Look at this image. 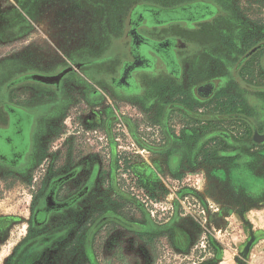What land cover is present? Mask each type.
I'll return each mask as SVG.
<instances>
[{"label":"rangeland","instance_id":"1","mask_svg":"<svg viewBox=\"0 0 264 264\" xmlns=\"http://www.w3.org/2000/svg\"><path fill=\"white\" fill-rule=\"evenodd\" d=\"M188 1L195 0H0V107L5 99L28 108L55 100L56 93L29 82L5 90L10 81L22 75H48L71 66L89 84L85 88L75 81L67 85L66 104H63L67 123L61 122L63 148L58 149V152L65 150L69 161L78 155L77 143L82 142L87 147L83 152L80 150V158L94 159L100 166L93 205L87 209V215L79 218L87 232L101 218L109 219L98 227L93 244L80 248L88 263L238 264L235 258L241 260L240 251L244 247V238L239 236L243 224L239 217L243 212L242 202L264 201V145L255 147L248 138L249 147L244 154L242 148L228 145L216 135V141L221 142L209 151V161L204 160L203 152L198 156L200 159L184 163L183 171L175 170L159 154L163 152L164 142L151 141L143 131L160 115L145 114V103L138 98L132 101L129 111L130 117L137 120L139 144L129 143L134 142L142 154L117 148L115 155L111 149L115 138L108 136L107 129V123L114 121V110L110 113L107 110L113 108L110 101H114L115 95L110 87L95 83L76 66L107 58L115 63L119 61L122 47L116 42L124 40V26L120 22L131 5L151 3L168 8ZM207 1L217 6L219 13L211 23L200 27V31L180 33L177 27L167 30L190 47L194 43V55L201 59L199 65L187 61L188 88L181 90L183 93L189 92L190 85L234 75L242 58L264 42V0ZM257 56L262 58V65L258 66L256 86L264 90V48L251 57ZM108 62L97 70L102 67V71L110 73L112 64ZM234 78L230 83L238 88V76ZM238 89L240 94L245 92ZM91 91H96V97H89ZM119 103L124 108L128 106ZM255 112L264 116L262 107ZM99 115L103 117L101 129H89L94 127L95 117ZM197 129L199 140L204 130L201 126ZM220 130L225 131L215 128V132ZM175 131L170 129V134L174 135ZM98 137H103V143ZM232 137L236 143L242 138L238 131ZM51 146L44 145L45 151ZM239 151H243L245 158L240 157ZM54 156L47 160V155H40L36 165L21 174L10 173L0 166V264H7L22 241L33 235L30 226L35 199L51 178L48 166L55 160ZM241 158L245 161L239 162ZM74 185L67 186V193ZM255 188L262 189L257 197L251 194ZM185 197H189L191 206ZM151 202L164 209L172 204L173 208L165 211L158 208L153 214V208L148 206Z\"/></svg>","mask_w":264,"mask_h":264},{"label":"flooded vegetation","instance_id":"2","mask_svg":"<svg viewBox=\"0 0 264 264\" xmlns=\"http://www.w3.org/2000/svg\"><path fill=\"white\" fill-rule=\"evenodd\" d=\"M191 3H203L212 6L216 11V16L212 20L218 17L217 15L219 13V10L217 9V6H215L213 3H210V1L199 0L193 1ZM187 4H182L175 7ZM137 5H133L128 10L125 16V20L123 23L124 34L127 16L129 15L132 8ZM142 5H152L163 9L175 8H165L151 3H144ZM212 20L198 23L194 28H186L183 24H175L163 30H144L142 33L156 39L176 38L184 41L177 34L175 35L173 33H168V31H172L173 27L179 28L178 31L180 33L188 31H200V27L211 23ZM154 31L158 32L155 36ZM184 42L187 44L186 48L178 50V56L181 64L185 60H190L193 63L196 62V64L199 65L201 59H199L198 55H194V43H191L193 46L190 47L186 41ZM117 44L122 47V53H120V59L118 62L116 61L115 63L112 58H107L101 60H92L90 62H80L77 63L76 66L79 69L84 70L86 76H88L95 83H101L110 87L113 95L127 97L129 99H133V101L134 99L138 98L140 101H143L145 103V107L150 104H154V106H158L157 109H161V107L164 106L163 103H165L166 100L163 97L162 91L156 92L154 88L152 89V86L154 87L155 83L151 81L156 80V84L162 82L164 83V85H160L161 87H163L167 84L166 82H168V80H165V78L168 79L170 77L174 84L176 83V80L177 82H179V79L159 72H157L156 76L150 74H137L132 80L128 77L123 78V70L125 64L127 63V61L131 60L130 43L129 41H119L116 42V45ZM116 47L118 49V46ZM108 60L111 61L108 62ZM105 62H108V65L112 64V70L108 74L102 71V67L97 70V67L101 65L104 66V64H106ZM66 70L69 71L62 77L58 85H46L41 82L28 79L29 77L36 75L57 76ZM99 70L100 72L98 73ZM157 80H159V82H157ZM74 81L75 83H79L81 85V88L88 87L89 85L86 79H82L80 78V76L75 74L71 66H67L59 69L56 73L48 75L26 74L19 76L13 81H10L5 87V90H9L10 88L22 84L23 82H29L39 88H42L43 90L56 93L55 100H53L51 103L37 105L36 107H24L11 102L10 99H5L3 101V105L0 107V131L6 129L10 121L8 106L20 109L33 118L29 145L30 151H28L26 161L20 163L19 165L10 164L9 166L8 164H4L0 160V166L6 167V169L10 173L21 174L25 173L28 169L33 167L34 164L36 165V162L38 161V157L40 155H47L46 159H50V157L52 158L55 154V160L50 161L48 166L49 176L51 178L49 179L47 185L42 189L40 196L35 199L33 218L30 226L31 233L33 234L32 236H35L38 241H41L40 243H47V240H49L50 237L52 239L50 240V243H47L49 244L48 247H45L42 250L37 249L32 251V260L27 264H63L64 262H66L65 264H68V261L64 259V257L70 255V248H68V244H66V242L70 240L76 242L79 249L83 246H85V248H88L87 236L90 235L93 239V237L97 233L98 227L102 225L104 220L109 219V217L101 218L99 221L94 223L91 228H89L88 232L87 229L83 230L85 226L82 228L81 220L79 217H81L82 215L83 217L87 215V209L91 208V205H93L91 200L95 198H93V196L95 195L94 186L98 177L100 176V166L94 163L96 162L94 159H89L86 157L81 159L79 155L72 157V159L68 161L64 149H61L58 152L59 148H63V145L60 143V136L62 134L60 132L61 130L59 129L62 123H67L64 121L63 104H66V102H64V96L66 95L67 85L69 84V82ZM209 84L214 85V89L212 92L208 89ZM104 85L101 86L105 87ZM225 86H227L226 76H221L220 79L214 78L210 79L209 81L207 80L195 85L193 84L190 85L189 92H184V95L186 97L185 99L189 102L190 99H192L193 101L191 103L193 104L204 103L206 100L210 99L211 96H217L219 93H221ZM150 90H152L151 93ZM188 93H190V95H188ZM88 94L89 97H96L97 95L96 91H91ZM260 99L261 96L259 97V102L262 103ZM252 141H256L255 137L252 138ZM46 144H48V146L52 145L47 151H45L44 148V145ZM58 144H60L61 147H59ZM90 164L93 165L89 166ZM84 176H86L87 178ZM71 183L75 185L73 189H69L67 193V186ZM53 188H55V192L54 195L51 196V191ZM88 200H90V204ZM87 204H89V206H87ZM71 216L72 218H70ZM25 240L22 241L21 245L16 249L15 253L8 260L7 264H10V262L12 261V264H20V262L18 263V261H15L17 256L24 251H29L32 248L31 245L24 247L23 244ZM59 254L60 256H58ZM45 259H47L46 262L44 261ZM42 261H44V263H42Z\"/></svg>","mask_w":264,"mask_h":264},{"label":"crops","instance_id":"3","mask_svg":"<svg viewBox=\"0 0 264 264\" xmlns=\"http://www.w3.org/2000/svg\"><path fill=\"white\" fill-rule=\"evenodd\" d=\"M187 61L188 60L182 62L183 74L179 79L180 83L176 80L174 84L170 77L168 79L165 78L168 82H166L167 85L163 87H161L160 84L164 85V83L159 82V80H157V82H159L157 84L156 80L151 81L155 83L156 92L162 91L163 97L166 100H164V106H162L161 109H157L158 106L150 104L144 108L146 109L145 114L157 113L160 115V118L155 121V123L149 124L157 126L161 130L160 132L165 146L162 149L163 152L159 151V154L163 156L164 160L170 161L175 170L179 171H183L185 166L184 163L200 159L198 156L200 155L201 157V153L203 152V157L205 156L204 160L209 161V151L212 152L216 143L221 142L216 141V135L222 137V140L226 141L228 145L237 146L240 149L242 148L241 150L244 151V154L247 147H249V143L247 144L249 139L255 147L264 145V140H261L260 143L258 141H252V138L256 135L255 131H258L261 136H264V116L260 115V117L259 114L255 112V109H260L261 107L264 109L263 102H259L260 96V100H264V90L256 86L258 84V66L262 65V58L259 56L250 57L244 64H239L236 68L237 73L234 72L235 76H226L227 86H225L223 91L217 96H211V98L202 103L201 106L191 103L193 101L192 99H190V102L187 101L184 93L181 91L184 88H188V84L186 83L188 76ZM189 62L192 61L189 60ZM228 68L230 71L231 67L228 66ZM237 76L239 80L238 88H242L243 91H245L242 94H240L238 88H233V85L230 83L231 80L233 82L235 80L234 77ZM192 77L191 74V79H193ZM236 89H238V95L234 93ZM120 101L128 106L124 108L123 105L119 103ZM132 101L133 99L121 96H114V101H110V106H113L114 109L109 107L107 112L110 113L114 110V121H107L108 136L113 139L124 136L126 142L136 141L139 144V135L136 125L137 120L130 117L132 114L129 111L132 107L130 105L134 103ZM252 107L254 109H252ZM196 109H202L204 111L198 113L199 111ZM205 116L207 117L206 119H204ZM102 122L103 117L100 115L96 116V124L93 128L89 129L100 130ZM119 125H123V127L120 128ZM199 126L204 130V136L198 140L197 135L199 132L197 127ZM216 127L223 128L225 131L220 130L215 132ZM172 128L177 130L174 135L170 134V129ZM208 129H210V131H208ZM236 131H238L239 136H242L239 142L237 140V143L232 137V135H235ZM219 133H225L229 138L221 136ZM115 142L116 141H114V148L111 149L114 150V154L116 155L115 150H117V147ZM77 144L80 150H84L87 147L85 145L83 146L82 142ZM220 145L222 146L221 143ZM80 150L78 151V155H81L83 152V150L82 152ZM243 151H239V154L240 157L245 158V155L243 156L242 153ZM168 155L170 158L166 159ZM244 158H241L239 162H244ZM163 171H165V169H163ZM261 193V188H255L251 191V194H254L255 197ZM242 204L241 210L243 212H240L239 215L243 223L242 227L239 228L242 235L239 234V236L244 238L242 242L244 243V247H242L243 249L240 251L241 257L239 258L241 260H237V258H235V260L236 262L238 261V264H264V229L262 228V226H264V201H254L253 203L244 201ZM234 216H236V214ZM258 226L260 229L257 228ZM224 264L231 263L225 262Z\"/></svg>","mask_w":264,"mask_h":264},{"label":"water","instance_id":"4","mask_svg":"<svg viewBox=\"0 0 264 264\" xmlns=\"http://www.w3.org/2000/svg\"><path fill=\"white\" fill-rule=\"evenodd\" d=\"M216 11L210 5L191 3L175 8L163 9L152 5H137L130 11L126 19V28L123 42L129 41L131 60L127 61L123 70V78L133 79L137 74L156 76L157 72L164 73L176 79L183 74V67L178 56V50L186 48L187 44L176 38L156 39L142 32L144 30H163L171 25L183 24L186 28H194L196 24L212 20ZM264 48V42L249 51L242 59L244 64L256 52ZM69 70L57 76H31L28 79L46 85L60 83L62 77ZM212 92L213 84L208 85ZM10 121L8 127L0 131V160L4 164L19 165L26 161L30 135L33 125L32 116L12 106H8ZM255 140L260 143L264 140L258 131H255ZM219 135L228 137L225 133ZM258 138V139H257ZM260 138V139H259ZM55 188L51 191L54 195Z\"/></svg>","mask_w":264,"mask_h":264},{"label":"trees","instance_id":"5","mask_svg":"<svg viewBox=\"0 0 264 264\" xmlns=\"http://www.w3.org/2000/svg\"><path fill=\"white\" fill-rule=\"evenodd\" d=\"M195 1H198V0H195ZM192 1H188L186 3H190ZM137 4V3H136ZM134 5V4H133ZM131 5L129 7V9L133 6ZM128 10V9H127ZM124 19L125 17L123 16V18L121 19V22L120 24L123 25V22H124ZM120 199L121 200H124V197L123 196H120ZM52 238L50 237L49 240H47V243L49 242L50 243V240ZM93 241L94 239H92V237L90 235L87 236V243H88V246L90 244H93ZM41 241H38V239L35 237V236H30V238L26 239L25 242H24V247L25 246H28V245H31L32 248L29 250V251H24L22 252L21 254H19L16 258L15 261H18V263L20 262V264H27L29 263L31 260H32V251L34 250H37V249H44L45 247H48L49 244H47L46 242H43V243H40ZM66 244H68V248H70V255H68L67 257H64L65 260H67L69 264H91L90 262L88 263V260H87V256L85 255V253L82 251V249H79L77 246V243L74 242V241H68L66 242ZM23 250V249H22ZM64 252V250H63ZM60 256V254L58 255ZM15 258V257H14ZM59 259V257H58ZM45 262L47 261V259L44 260ZM44 261H42V263H44ZM12 262H10V264H12ZM66 262H64L63 264H65Z\"/></svg>","mask_w":264,"mask_h":264},{"label":"built area","instance_id":"6","mask_svg":"<svg viewBox=\"0 0 264 264\" xmlns=\"http://www.w3.org/2000/svg\"><path fill=\"white\" fill-rule=\"evenodd\" d=\"M120 128L123 127V125H119ZM143 131L145 132L146 136L148 137V139H150L153 142H157V143H161L163 141L162 138V134L160 132V129L157 126L151 125V126H147L145 128H143ZM82 132H85L82 130ZM87 134V136L89 135V132L85 133ZM97 136V131H94V133ZM98 140L103 143V137H98ZM90 141V140H89ZM116 143H118L117 148H119L118 150H134L135 154H142V152L138 149V147L136 146V144L134 142H126L124 140V136H119L115 138ZM124 177H127V175H123ZM149 198L146 197V200H148ZM185 202L187 203V205L191 206V200L189 199V197H185ZM148 206L153 208V214L157 212V210H169L173 208V205L171 204L168 209H164L162 207H158L157 204H154L153 202L148 203ZM159 208V209H158ZM165 215V214H164Z\"/></svg>","mask_w":264,"mask_h":264}]
</instances>
